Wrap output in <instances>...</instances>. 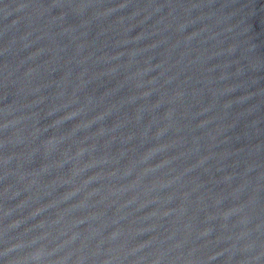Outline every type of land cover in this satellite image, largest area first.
Here are the masks:
<instances>
[{
    "label": "water",
    "instance_id": "obj_1",
    "mask_svg": "<svg viewBox=\"0 0 264 264\" xmlns=\"http://www.w3.org/2000/svg\"><path fill=\"white\" fill-rule=\"evenodd\" d=\"M0 264H264V0H0Z\"/></svg>",
    "mask_w": 264,
    "mask_h": 264
}]
</instances>
